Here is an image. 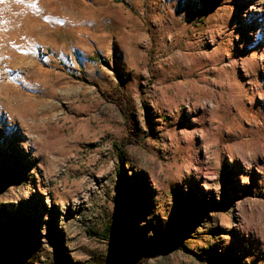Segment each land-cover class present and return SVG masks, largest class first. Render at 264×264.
Here are the masks:
<instances>
[{"label": "rangeland", "instance_id": "374dc122", "mask_svg": "<svg viewBox=\"0 0 264 264\" xmlns=\"http://www.w3.org/2000/svg\"><path fill=\"white\" fill-rule=\"evenodd\" d=\"M0 264H264V0H0Z\"/></svg>", "mask_w": 264, "mask_h": 264}, {"label": "bare ground", "instance_id": "6f19581e", "mask_svg": "<svg viewBox=\"0 0 264 264\" xmlns=\"http://www.w3.org/2000/svg\"><path fill=\"white\" fill-rule=\"evenodd\" d=\"M244 72L246 73V72H248V70L245 68V69H244ZM250 85H251V83H250ZM248 89L252 90L251 86L247 87V90H248Z\"/></svg>", "mask_w": 264, "mask_h": 264}]
</instances>
